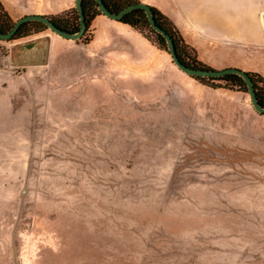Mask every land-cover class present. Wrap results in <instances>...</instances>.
Masks as SVG:
<instances>
[{
    "label": "rangeland",
    "instance_id": "obj_1",
    "mask_svg": "<svg viewBox=\"0 0 264 264\" xmlns=\"http://www.w3.org/2000/svg\"><path fill=\"white\" fill-rule=\"evenodd\" d=\"M183 2L162 13L182 55L231 68L213 59L238 43L191 33ZM4 14L79 17L75 0H0ZM0 264H264V115L104 15L82 41H0Z\"/></svg>",
    "mask_w": 264,
    "mask_h": 264
},
{
    "label": "crops",
    "instance_id": "obj_2",
    "mask_svg": "<svg viewBox=\"0 0 264 264\" xmlns=\"http://www.w3.org/2000/svg\"><path fill=\"white\" fill-rule=\"evenodd\" d=\"M139 1L161 13L164 11L163 0ZM183 4L191 15L190 19L187 18L191 23V33L207 37L210 35V27L215 26L216 31L226 36L224 41L238 43L239 49L236 52L227 53L219 61L213 59L214 64L226 62L231 68L264 79V0H202V3L198 0H184ZM180 8L183 10L182 6ZM176 9L181 12L179 8ZM216 10L221 11L218 18L214 17ZM184 22L187 23L183 18V22L176 23V26L180 27ZM199 25L204 28L201 30ZM205 27L209 29L208 32L204 30Z\"/></svg>",
    "mask_w": 264,
    "mask_h": 264
},
{
    "label": "trees",
    "instance_id": "obj_3",
    "mask_svg": "<svg viewBox=\"0 0 264 264\" xmlns=\"http://www.w3.org/2000/svg\"><path fill=\"white\" fill-rule=\"evenodd\" d=\"M105 7L113 12V13H119L125 8L129 7L130 5L139 3L138 0H102ZM83 9L84 14L86 17V24L87 29L90 28L92 22L100 15H102L99 11L98 5L95 0H83ZM155 20L157 24L165 29L173 38L177 54L179 56V59L188 67L195 68V69H207L198 59L197 53L194 49L190 48L191 51L195 54V56L191 57L188 53L183 56L182 51H180L179 46L181 42L182 46H186L184 40H182L179 33H176V28L173 24L168 22V19H166L163 14L158 11L157 9L153 8ZM75 13V12H74ZM75 15V14H74ZM79 15V14H78ZM5 17L2 19L0 17V32L7 33L9 32L13 25L11 24L10 18L8 15L4 14ZM57 27L62 29L63 31H66L68 33H77L80 30V17L78 16H72L70 18L65 17H59L58 19L52 20ZM117 22V21H116ZM118 23H121L123 25L129 26L133 28L134 30H137L139 32H142V29L147 28L151 29L152 32L156 35V38L158 40V44L161 48L165 49L166 47V41L165 39L157 34L150 26L148 19L146 17V14L143 10H134L127 14L121 21ZM48 29L44 24L39 22H29L21 26V28L18 30L17 34L14 36V38L10 41L5 42H15L20 41L24 39H29L33 35H40L44 30ZM179 35V36H178ZM85 40L84 37L79 40L82 41ZM2 41V40H0ZM78 42V41H76ZM254 82V86L257 92V96L259 99V102L262 106H264V81L259 79V76L249 74ZM190 77V76H189ZM192 79H195L199 82L204 83L205 86L209 88H216V89H222V90H229V91H238L240 93L247 94V86L246 83L242 78H240L237 75H227L221 78H196L191 77ZM205 82H218L224 85H219L217 87H214L210 84H207ZM262 86V87H261Z\"/></svg>",
    "mask_w": 264,
    "mask_h": 264
},
{
    "label": "water",
    "instance_id": "obj_4",
    "mask_svg": "<svg viewBox=\"0 0 264 264\" xmlns=\"http://www.w3.org/2000/svg\"><path fill=\"white\" fill-rule=\"evenodd\" d=\"M95 1L102 15L117 22L121 21L127 14H129L134 10H143L146 14V17L148 19L151 28L157 34L161 35L165 39L167 44V49L172 57L173 63L182 73L190 77H196V78H221L227 75L239 76L246 83L248 95L250 97L251 105L253 109L257 113L264 115V106H262L259 102L257 92L254 86V82L251 76L249 75V73L236 68H228L221 71H214V70H206V69H195L185 65L179 59V56L176 51L175 43L171 35L165 29H163L157 24L153 9L150 5L144 2H139L130 5L129 7L125 8L119 13H113L105 7L102 0H95ZM75 6L80 17V30L77 33H68L66 31H63L62 29L57 27V25H55V23L50 18L45 17L43 15H28L17 20L9 32L7 33L0 32V40L10 41L14 38V36L17 34L18 30L21 28L22 25L29 22H39L44 24L50 31H52L54 34H56L58 37H61L62 39L75 41V42L79 41L84 37L85 33L87 32L86 17L83 9V0H75Z\"/></svg>",
    "mask_w": 264,
    "mask_h": 264
}]
</instances>
